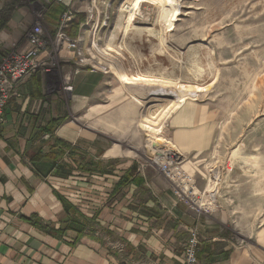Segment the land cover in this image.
I'll list each match as a JSON object with an SVG mask.
<instances>
[{"label": "crops", "instance_id": "obj_1", "mask_svg": "<svg viewBox=\"0 0 264 264\" xmlns=\"http://www.w3.org/2000/svg\"><path fill=\"white\" fill-rule=\"evenodd\" d=\"M17 23L13 17L9 29L0 32V43L16 45L23 39ZM72 72V91L63 89L65 93L51 91L54 83L47 75L35 73L17 87L4 109L0 264H181L187 231L195 225L200 232L197 264H264V248L238 241L225 209L197 216L179 201L174 185L150 160L156 153L146 146L150 134L144 132L145 163L117 153L116 141H131L136 151L140 146L135 104L140 94L128 90L125 85L131 83L108 71L79 67ZM71 111L90 130L70 122ZM62 117L52 134L45 131L51 120ZM217 123L207 105L187 100L155 135L174 146L182 169L191 175L212 146ZM55 139L70 144L72 155L54 146ZM133 165L139 182L130 177L119 184ZM69 208L86 225L75 243L77 231L61 230L67 226ZM245 225H240L242 230Z\"/></svg>", "mask_w": 264, "mask_h": 264}, {"label": "rangeland", "instance_id": "obj_2", "mask_svg": "<svg viewBox=\"0 0 264 264\" xmlns=\"http://www.w3.org/2000/svg\"><path fill=\"white\" fill-rule=\"evenodd\" d=\"M8 1L11 0H0V7ZM52 1L63 7L53 30L45 20ZM125 1L71 0L65 4L62 0H19L16 13L24 15L25 19L16 14L11 19H18L23 39L16 45L6 46V42H1L0 62L12 54L28 51L31 48L29 34L37 28L41 32L40 40L43 38L44 42L38 60L45 62L46 67L37 72L47 75L50 83H54L51 91L65 93L63 89L72 91L71 74L74 69L92 70L91 66L95 65V70L102 72L108 68V72L120 79V74L123 76L124 73L121 69L132 59V54L142 52L143 58L136 65L130 63L131 66L153 73L158 81L125 85L140 94L138 103L135 102L141 128L140 146L136 151L130 147L133 146L131 141L126 144L116 141L117 153L145 163L147 149L155 150L143 146L144 132L150 136L153 133L160 135L161 129L158 128L178 106L149 119L148 107L159 103L148 101L153 97L149 93L154 89L179 91L178 104L188 100L207 105L218 122L217 129L214 142L200 156L195 173L188 174L196 193L190 196L188 203L199 211L204 200L200 202L196 196H212V206H201L206 212L198 214L194 210L195 214L207 216L223 208L230 214L227 225L233 229L238 241L241 238L243 242L249 241L264 248V0H162L163 10L158 8L155 0H130V5L124 4ZM129 13L130 22L116 26L119 14L126 18ZM163 13L168 16L162 27L167 29L164 31L166 39L160 37L159 42L148 45L137 43V28L159 23L155 19ZM78 14H84L85 19L77 29H73L71 21L77 20ZM11 19L3 31L9 29ZM62 21L65 26L61 33L66 39L77 42V49L58 44L57 34ZM93 42H96V47L92 48ZM149 47L153 49L152 54ZM79 50L83 63L77 54ZM95 50L98 54L91 59L90 55H95ZM100 50L106 55L103 56ZM112 67L117 70L113 71ZM65 79L68 81L66 84L63 82ZM121 80L126 84L127 79ZM194 85H198L201 91H192ZM181 95L183 102H180ZM67 103L70 107V100ZM78 117V113L71 111L67 119L84 130H90L88 123ZM161 139L162 145L174 148ZM235 197L237 200H233ZM241 224H246L247 229L242 230ZM191 228L196 229L200 242L199 226L190 227L188 236Z\"/></svg>", "mask_w": 264, "mask_h": 264}, {"label": "built area", "instance_id": "obj_3", "mask_svg": "<svg viewBox=\"0 0 264 264\" xmlns=\"http://www.w3.org/2000/svg\"><path fill=\"white\" fill-rule=\"evenodd\" d=\"M65 26L64 21L61 22L59 27V32L57 34V42H60L61 45H66V48H74L77 49V42H72L64 36L63 33H61V29ZM35 30H32L31 34H29L28 40L30 42L31 48L22 53H15L10 56L5 61L0 62V124L3 122L4 119V109L6 107V104L10 98V96L16 91L17 87L23 83V81L30 77L32 73L37 72L40 68H46L45 62L39 61L38 56L41 53V50L44 47V42L41 39V32L39 29L34 28ZM77 54L80 57V61L83 63L84 58L82 56V52L79 50L77 51ZM45 72H48L47 69H44ZM67 89L70 88V86L66 87ZM154 163V162H153ZM160 166V165H159ZM165 177L173 182L174 184V193L176 197L179 199V201H184L187 203L189 208H191L193 211L196 210L194 206H190L188 201L190 200V196H195V190L192 188L189 177L185 176L184 173L178 168V161L171 167H167L166 165H163L158 167ZM184 175V179L181 178V176ZM197 197L198 201H202V204L199 206L200 212H206V210H202L201 206H212V196H209V198ZM203 212V213H204ZM190 234L188 236V239L184 243L183 250H182V259L181 264H197V246L199 243L198 240V233L195 228H191Z\"/></svg>", "mask_w": 264, "mask_h": 264}, {"label": "bare ground", "instance_id": "obj_4", "mask_svg": "<svg viewBox=\"0 0 264 264\" xmlns=\"http://www.w3.org/2000/svg\"><path fill=\"white\" fill-rule=\"evenodd\" d=\"M70 1L71 0H62V2L65 3V4L70 3ZM155 3L158 4L157 5L158 8H162V10L164 9V4L162 5V0H155ZM124 4L130 5L131 4L130 0H126L124 2ZM119 15H120L119 18H118L119 22L116 24V26H119L122 23H129L130 22L131 13H129L128 16L126 15L127 16L126 18H123L124 16L121 15V14H119ZM155 20H158L159 23H151L149 26L138 27L137 28V31H136L137 37H138L137 43L147 44L148 45V44H150L152 42H156V41L159 42V38L160 37H161L162 40L166 39L164 37V31L167 30V29H163L162 27L165 25V22L168 20V16L163 13L158 19H155ZM176 20H178V19H176ZM58 44L61 45L60 42H58ZM64 46H66V45H64ZM93 47H96V42H93L92 48ZM105 49H106V51L108 50V48H105ZM149 49H150V53L152 54L151 50H153V49H151L150 47H149ZM100 52H101L102 55L103 54L106 55V53L103 52L102 50H100ZM209 52H211V51L209 50ZM94 54L95 55H90L91 59L95 58L96 54H98V51L95 50ZM142 55H143L142 52H137V53H133L132 54V59L128 60V63H126V66H125L124 69H121V70L124 71V73L122 74L123 76H121V74H120V79L121 78L122 79H124V78L127 79L126 83H128V82H130V83H147V82L150 83V82H152L153 83V81H158V80H156V78H154L153 73H145L144 71H140L137 68V66H135V68L131 66L130 63H135V65H136L137 61L141 60L143 58ZM210 66L212 68L211 63H210ZM91 67H92V69H94L95 65H93ZM128 67H130V69H128ZM115 68H117V66H115ZM115 68L112 67V70L113 71L117 70ZM102 69H104V68H102ZM118 69L120 70V68H118ZM107 70H108V68H106L104 71L102 70V72H107ZM189 87H191V86H189ZM193 89L194 90H192V91H199V90L201 91V88L198 85L197 86L194 85ZM178 93H180V92L179 91H173V90H167V88H166V90H162V89H158L157 88V89H154L153 91H151L149 94L153 95V97L150 98L148 101H154V102H159V103L158 104H152V105H150L148 107L147 110H148L149 119L156 118L160 114L166 112L171 107L179 106L180 104H178L179 102H177V100L179 98V94ZM181 97L182 98L180 99V102L183 100V96L182 95H181ZM143 103H147V102H143ZM161 127H162V124H161V126L158 129H160ZM162 142L163 141H162L161 137H158V136L156 137L154 133L151 134L150 139H148L147 145L150 144L148 146H150L152 148H155L154 151L156 153H155L154 156H152L150 158V160L152 162H154V164L157 167L161 166V168H162L163 165H166L167 167H171L172 165H174L178 161L177 160V156H176L177 155L176 149H174L172 146H167L165 144L162 145ZM161 147H163V149H160ZM157 153H160L161 155H159ZM180 170L182 172H185L182 169L181 165H180ZM217 174H218V172H217ZM184 175L188 176V173L185 172ZM184 175H182L181 178L184 179ZM216 177H217V175H216Z\"/></svg>", "mask_w": 264, "mask_h": 264}, {"label": "trees", "instance_id": "obj_5", "mask_svg": "<svg viewBox=\"0 0 264 264\" xmlns=\"http://www.w3.org/2000/svg\"><path fill=\"white\" fill-rule=\"evenodd\" d=\"M18 3H19V0H11L8 2H4L2 4V6L0 7V32L7 28L8 22L10 21L11 17L16 13V9H17L16 6ZM62 11H63V7L60 6V4H58V3L53 4V1L51 2V5L49 6L48 13L45 16V20L47 23L46 25L52 27L51 28L52 30L54 28V25L57 24L58 18L61 15ZM84 19H85L84 14H78L77 20L71 21L72 28L77 29L80 22H83ZM1 53H2V50H0V54ZM63 120H64V118L51 120L50 127H46L45 131L52 134L54 129L59 124H61V122ZM56 144L62 146L63 149L68 150L72 155L73 148L71 147L70 144H68L62 140L55 139L54 146ZM58 154H61V151ZM86 165L90 166L91 162L90 163H83V166H82L83 169H86V167H87ZM87 171H89V169H87ZM134 171H135V166L133 165V166H131L129 171L119 179L118 183L119 184L126 183L130 177L134 176ZM133 178L137 182H139L138 177L135 176ZM74 213H75V210L70 211V208H69V210L67 211V219H66L67 226L63 227L61 229V230L69 229L71 231H75V232L77 231V233H79V234H77V237L74 238L73 243H75L76 241H78L79 239H81L83 237L82 230H84L85 226H86L84 224H81L78 220H76ZM39 223H40V226H42V228H44V230H49L47 224H45L44 222H39ZM92 235H93V233H92ZM86 237L89 239L88 236H86Z\"/></svg>", "mask_w": 264, "mask_h": 264}]
</instances>
